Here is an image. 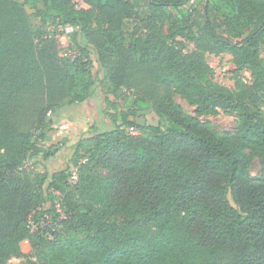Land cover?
<instances>
[{
	"label": "trees",
	"instance_id": "obj_1",
	"mask_svg": "<svg viewBox=\"0 0 264 264\" xmlns=\"http://www.w3.org/2000/svg\"><path fill=\"white\" fill-rule=\"evenodd\" d=\"M27 2L42 22L76 28L77 56H59L57 41L35 31L23 4L0 0V264L24 258L25 240L33 264H264V0H85L89 10L73 0ZM243 17L251 30L235 41L226 25ZM187 40L196 51L185 53ZM110 48L118 66L108 68ZM207 52L232 55L234 89L213 80ZM132 74L163 89L153 105L119 97ZM97 91L103 112H118L120 123L107 131L92 124L66 165L49 170L61 148H38L16 126L21 97L44 98V129L49 110L67 99L84 104ZM147 110L158 123H138ZM221 112L236 117L235 132L202 120ZM28 152L41 155L44 172L24 166ZM72 168L75 186L67 181ZM55 191L68 218L50 239L28 222L54 213Z\"/></svg>",
	"mask_w": 264,
	"mask_h": 264
},
{
	"label": "rangeland",
	"instance_id": "obj_2",
	"mask_svg": "<svg viewBox=\"0 0 264 264\" xmlns=\"http://www.w3.org/2000/svg\"><path fill=\"white\" fill-rule=\"evenodd\" d=\"M23 4L25 10L29 16L30 22L33 24L35 31L42 33L43 37L54 38L57 41L59 56L64 57L69 50L77 51L75 45L72 42V36L67 39L58 37V26L59 24L54 21L47 23L42 22L37 11L33 9L27 0H17ZM77 9H90V5L85 0H73ZM192 2L187 6L190 7ZM38 9H42V3H36ZM145 13L142 11L141 13ZM132 20L133 18H129ZM228 25H226L231 33V38L235 41H240L242 38L247 36L251 27L249 26V20L247 17H243L240 21H234L228 19ZM185 42V53H191L196 51L197 45L189 40ZM112 48L107 54V66L115 67L118 66V60L112 55ZM205 59L209 66L213 70L212 78L215 82L222 84L230 89H234L235 81L233 79V72L235 65L233 57L229 53H223L220 55L205 53ZM264 57V51H263ZM72 61V60H71ZM243 76L245 80H250V74L244 71ZM87 77H78L76 92H81ZM126 85L121 87L119 97L124 99L127 104H131L137 98H144L152 105L154 101L162 94L163 89L156 83L152 82L145 76L129 75L126 81ZM110 84L105 85V89H109ZM75 91V90H74ZM176 103H178L188 114L194 116L195 108L191 107L187 101L176 94L174 96ZM40 100L42 102H39ZM71 99H67L62 102L61 108L52 112L47 120V126L44 129H39L38 113L44 107V98L37 93L25 94L19 101L18 108L15 113V124L24 132H28L32 136V142L37 145L38 148L46 150L51 146H57L61 148L58 154V158L54 161H48L46 166L49 170H56L64 167L70 154L72 153V146L77 142L81 136L89 134L91 132L90 127L93 124L96 126L98 131H107L113 128L112 120H116L118 123L119 115L118 112H103L105 108L104 96L97 91L94 99L84 104L70 103ZM111 115V117H110ZM204 121L210 122L213 127L219 132H235L237 119L234 115H230L224 112L219 113L216 116H205L202 118ZM138 123L141 125H147L151 123H158L159 117L153 110H147L140 113ZM130 134H139L134 129H128ZM42 157L41 155L32 156L31 152H28L24 162V166H31L36 173L44 172ZM252 175L256 176L260 172V164L257 159L253 161ZM21 250L25 257L21 259L12 258L8 261V264H33L31 260V244L25 240L20 244Z\"/></svg>",
	"mask_w": 264,
	"mask_h": 264
},
{
	"label": "built area",
	"instance_id": "obj_3",
	"mask_svg": "<svg viewBox=\"0 0 264 264\" xmlns=\"http://www.w3.org/2000/svg\"><path fill=\"white\" fill-rule=\"evenodd\" d=\"M58 37L67 39L76 30L73 26H58ZM65 56L74 59L77 56L76 51L69 50ZM49 116L51 113L48 114ZM70 186H75L79 181L78 169L72 168L70 175L67 179ZM55 199L53 200L52 207L54 213L46 212L38 221L35 220L34 216L29 219V228L31 232L38 231L40 229H45L47 236L52 239L53 233L61 226V223L67 220L66 205L64 202V195L60 191L53 192Z\"/></svg>",
	"mask_w": 264,
	"mask_h": 264
},
{
	"label": "water",
	"instance_id": "obj_4",
	"mask_svg": "<svg viewBox=\"0 0 264 264\" xmlns=\"http://www.w3.org/2000/svg\"><path fill=\"white\" fill-rule=\"evenodd\" d=\"M263 51H264V49H263Z\"/></svg>",
	"mask_w": 264,
	"mask_h": 264
}]
</instances>
